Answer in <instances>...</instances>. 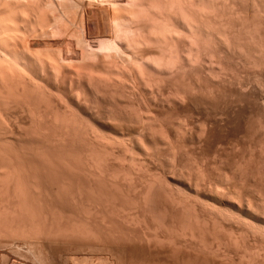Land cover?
Returning a JSON list of instances; mask_svg holds the SVG:
<instances>
[{"label":"bare ground","instance_id":"1","mask_svg":"<svg viewBox=\"0 0 264 264\" xmlns=\"http://www.w3.org/2000/svg\"><path fill=\"white\" fill-rule=\"evenodd\" d=\"M5 1L4 4L6 6V3L9 1ZM54 1L44 0V3L42 0L41 4L37 0V4L39 3V5L35 4L37 6H31L28 0V5L24 0H15L13 6H11L12 3H10L11 5H7V7H12V12L10 7L5 8L4 5L2 7L1 4L3 1L0 0L2 2L0 3V264H233L234 262H231L233 260H231V256L230 258L228 257L229 259L223 258L225 256L223 254L224 252H230L232 250L239 254V257H237L238 262H236L238 264H259V262H264V258L259 259V251V257L257 256L258 259L256 258L254 251L257 252L258 249H256L257 247H252L246 235V232L252 226V222L248 220V217H253L254 215L260 217L257 212L258 205L256 204L257 207H254L255 204L253 205L252 201L248 202V199L244 201H242L243 199L236 200L235 197L239 195L234 194L238 190L233 188L236 191L235 193H231L226 186L229 179L230 183L232 182V175H234L233 179H236L238 175L237 170L235 169V171L233 169L234 171L232 172L229 169L231 174H226L225 171H221L224 173H221L223 177L220 176L221 179L219 177L218 181L215 182V178L212 179L208 175L209 172H206L207 174L204 173L205 175L201 174L202 171L204 172V166L200 167L199 162L203 163L204 159H200L202 161H196V158L199 157L194 156L196 158L194 159L192 157L190 160L192 163L190 161L186 163L182 159L184 155L181 157V153L178 151V145L176 144L182 141L181 138H184L187 143L189 141L192 144V147L193 145L194 147L197 146L195 148L197 150L201 147H203L201 150L208 148L203 151L199 150L205 156H209L204 151H209L214 143H216L215 141L218 138L215 134L217 131L215 129L217 126L223 124L224 119L222 118L231 112V106H234L235 103L236 106L237 104L250 105L256 113L261 112L264 116V98L259 88L262 87L261 84L259 85V82H261L260 78H262L261 75H263L261 73L263 71L261 68L263 63L260 65V57L262 55L260 57L259 54L256 55L257 53L261 54L260 50L263 49V46L259 49L263 41H261V45L259 46L260 34L263 31L260 26L264 24L262 22V25L260 24L261 16L256 13H254L256 15H253V17L255 16L253 33H250V30V32H247L243 26L245 29L244 32L246 34L248 33L247 35L250 33L252 34L251 37L253 34L255 36V42L252 45L249 43L251 40L247 42L248 39L246 38L248 36L246 37V34L242 30L241 32L236 31V33L230 30L231 28H235L232 24V27H229L230 29L226 26H221L217 32H210L209 35H205V28L203 30L202 25H205L204 19L207 18L205 16L206 14L203 15L204 12L202 11L198 14L186 13L183 9L178 8L179 6L176 7L177 9H171L173 10L171 13L173 16H171L176 20L175 23L178 24L179 31L173 30V28H171L172 30L167 28L169 31L164 32L165 34H162V36L159 34L160 37L158 36V31L156 32L153 29L159 38L156 35L154 37L146 36L147 34L145 36L144 34L140 35L142 34L141 32L139 35L135 33V36H132L131 34L133 32L131 33L130 30L134 27L130 28V26H127L128 28L124 26L130 29L127 30L125 28L131 35L125 36L127 32L122 31L123 27L118 28H121V31L125 34H122L118 30L116 24L111 25L113 27L107 28V31L104 29V32H101L104 35L100 38L107 40L109 44H113L112 47L115 48L116 46L117 48L115 49L119 50L118 48H120L123 52L128 53L127 56L130 54L129 57L131 58L137 55V59L140 56L144 60L150 59L151 62V59L155 60V52L152 49L154 55L153 52L150 53L151 48L147 51L148 44L150 42H154L155 44L162 43L164 47V54L162 52L163 57H159L161 53L157 54L159 58L155 55L158 62L156 66L158 68V71L156 70L157 73L160 69V73L164 74V76L165 74L169 76V81L175 82L178 80V86L181 85L180 82L185 81L184 77L185 75L187 76L185 73H188L189 76L194 75V78L196 77L198 80L200 79L198 77H201L203 81V87H200L201 85H195L197 83L189 84L190 82L188 80L197 82V79L194 81L193 77L192 79L187 78L189 85L185 81L186 88H181L180 86L179 88L181 89L171 94V90L174 88L173 86L171 90L168 86H165L170 90L169 92L166 91L167 89L164 90L161 87L163 83L161 79L164 78L163 76L162 78L160 76V81L162 82L161 85L158 84L160 88L156 80H153L155 78L152 77L153 79H151L146 74L149 72H147L148 69H140L137 64L138 67H136V70L134 69V75L136 77L135 79H138L137 81L139 82L135 80L139 84L137 85L138 91L133 89L137 93H131V91L128 93V89H125L127 91L126 93L124 92V86L120 87L119 85L118 87V79L113 78V76L116 78V72H114V75L110 72H113L114 64L120 65L119 57L117 59L114 56L112 63V60L105 57L107 52L104 54V57L101 55L106 49L101 53L98 52L101 47L98 45L99 41L96 44L99 47L98 49L92 40L93 44L91 41V43L88 42L90 45L86 41L82 43L86 37V35L83 37L86 31L84 33L82 32L83 38L80 35L82 41L79 39L81 41L79 43L83 44L81 49H84V52L79 47L76 48L77 46L75 48L72 47L70 45L72 44L71 41L69 40L70 44L67 41L70 39L68 38L69 36H66L67 39H64L56 27L57 24L61 23L63 28L64 22L67 19V17L65 19L63 14L65 15L68 12L65 11L66 13L62 14V5L65 4L66 7L71 4H69V0H62L61 2L64 4L59 2L61 5L55 4ZM82 1L76 3L82 5ZM130 1L131 3L128 4L129 0L126 3V5L128 4L127 7L122 4L126 8L124 7L125 9H121L120 11L125 10V14L128 12L129 22L131 24L133 23V26H137L134 28L137 30L138 25L141 27L142 23H144V16L146 14L145 10L141 7L142 3L139 7V3L135 4L138 0L135 3V0ZM188 1L191 2V0ZM250 1L252 5L255 2V0L254 2L252 0ZM99 2L98 4H100ZM120 3H122V0ZM117 6L119 7L118 4ZM192 6L189 7L192 9ZM86 7L88 6L86 5ZM198 7L196 4L195 9ZM9 8L11 9V14H14L12 16L13 19L20 23H18L19 27L16 21H14L15 23H11L13 22L12 17L11 20L8 19ZM254 8L256 10L257 7ZM69 9L67 8V10ZM219 11L220 9L218 13ZM101 12L99 14L102 17ZM71 13L68 14L70 15ZM91 13L94 15L93 12L89 14L91 15ZM103 14L104 16L107 15L106 12ZM227 16L231 17L232 15ZM248 16H250V12ZM248 16L246 15L245 17ZM68 18L70 19V17ZM223 20H226L225 17ZM223 20L220 21L223 22ZM244 20L246 21L245 18ZM61 21H64V24ZM5 22L8 24L11 23L12 25H8L9 27L7 28ZM71 22L68 24H71ZM129 22L128 25L130 24ZM88 23L90 24L88 27L91 28V33L87 32L90 37L96 35L95 40L101 34L99 33L100 25L103 23L100 24L99 22L94 24L90 20ZM13 24L16 25V29H13L14 27L12 28ZM57 26L59 27V25ZM4 28H7V30L10 29L12 32L9 33L10 30L7 31L5 29V32H8V34H5ZM211 29L213 28L210 27L209 31ZM100 38L98 36V39ZM203 39L204 42L208 41L214 45H212L214 48L211 50L207 48L209 51L207 55L201 52L200 41L202 40L203 42ZM207 45L205 44L203 49ZM109 47L111 46L109 45ZM237 47L240 50L244 49L248 53L252 51L256 55L251 54L253 58L251 57L246 60L245 58L249 57V54L247 52L242 53L248 56L243 57L245 62L241 68L245 70V67H250V71L248 68L246 69L247 72L249 71V75L246 74L245 76H250L251 80L248 77L245 80L239 73L238 76L240 75L241 78L239 77L238 79V76H236L237 78L235 79L232 75L231 77L234 79L232 80L225 73L229 66L226 59L231 54V50H233L231 48L236 49ZM114 48H111V50ZM111 50L108 48V51L111 52H109V56L113 57L117 50H112L113 52L116 51L114 54H112ZM117 53L120 52L118 51ZM232 53L231 55H234V51ZM122 54L126 55L125 53ZM238 54L241 55V53ZM112 57L110 58L112 59ZM206 57L211 59L209 60L212 62L211 64H206V61H208ZM82 58L83 60L85 59L84 64L86 66L84 65V67L89 66L88 69L82 67ZM228 59L230 60V58ZM236 59L238 60V58ZM240 59L242 58L240 57ZM79 60H82V62ZM109 60L110 63H107V65H111L112 63V70H107L103 65V63L106 64V61L109 62ZM126 61L128 62V60ZM140 61L142 62V59ZM127 62H125V65L129 64ZM238 62L237 64L239 65L240 63ZM142 63H146V61ZM231 63L233 64L234 62ZM241 63L243 62L241 61ZM238 65L234 66V68H238ZM127 66L130 67V65ZM183 69L188 70V72ZM149 70L151 71V69ZM122 71H124L123 68ZM235 72L234 75H236ZM116 75L118 77V74ZM158 79L157 81L160 83ZM182 79L184 80L181 81ZM241 79H244V81H241ZM164 82L166 83V80ZM171 82L170 84L173 85ZM177 85L176 88L178 87ZM146 86L150 89L146 90ZM185 86L183 85V87ZM30 97L36 104H34ZM200 104H204L203 106H207L208 109L206 110L205 107V111H202L199 107L201 106ZM195 107L197 110L200 109L203 112V117L200 114L203 120L201 118L202 123L199 120L201 124L198 122L200 125H198L199 127L196 126L194 131L191 129L193 132H188L189 127H187L188 130L186 131L187 128H185V125L181 130L178 129V132L174 131V133H180L181 131L182 133L184 131L188 132L180 133L178 137H182L177 139V134H174L172 131L174 129L170 130L169 128L168 131L166 129L168 125L166 127H164L165 125L163 126L165 130L162 128L161 120L164 122V120H169L170 117L174 119L171 116L172 114L174 116L177 114L180 115L177 116L178 118L181 115L185 116V114L193 112L192 110ZM23 115H26L27 119L23 118ZM166 115L170 116L169 119L164 118ZM190 115H188V118L186 115L185 118L189 119L191 117ZM169 122L171 121L169 120ZM183 122L185 121L183 120ZM178 123L180 124L179 121ZM195 123L193 124L197 125ZM256 123L257 126L254 128L255 132H264L262 131L264 129V123L263 125L258 124V122ZM164 124H167L166 121ZM249 130L251 129L249 128ZM245 131L244 133L246 134ZM262 136L264 137L263 134ZM176 139L177 141H181L177 142ZM260 142L264 141L261 140ZM247 145L249 146V144ZM262 145H260V148ZM258 148L256 150H260L259 152L261 154H255L257 157L258 154L263 155L264 153V148ZM203 153H199V155ZM247 154L245 153L244 155ZM203 156L200 158H205ZM221 158L219 159L221 160ZM261 158L263 159L264 157ZM162 159H167L168 161L162 163ZM206 159L208 158L206 157ZM118 160L119 162L117 164ZM149 161L161 162L163 166L160 164L161 167L156 168L151 173L152 171L149 172L150 169L146 165V162ZM193 161L199 163V168H197L198 165L194 164L195 162L193 163ZM247 161L244 160L243 163L245 164ZM258 161L257 163H262L261 159ZM114 162L117 165H114ZM221 162H219L220 165ZM247 163L249 164V162ZM247 163L246 165H248ZM240 164H242V161ZM213 165L211 164L212 167H214ZM246 165L244 170H241L242 175L240 176L244 177L247 175V170L250 168L246 169L248 168ZM241 168L243 169V167ZM164 169L168 170V174L171 173V176L166 175L167 173L165 174ZM234 172L236 176L232 174ZM258 172L260 171L258 170ZM239 177L238 180H240ZM232 185L234 186V184ZM257 189L255 192H257ZM263 192L262 190L261 193ZM258 194H255L256 197H259L260 194ZM244 197L247 198L246 196ZM263 198H261L262 201H264ZM237 199L239 198L237 197ZM218 201L229 203L232 206L234 205L236 210L231 211L229 214L223 213L226 210L219 209V206L216 205ZM261 205L259 203V206ZM227 218H232L240 224V234L237 232V235V233L229 229V226L227 227L228 229L226 228L225 230V227L223 229L221 225L224 222L227 223ZM224 219L226 220L222 222ZM221 231L227 238L219 234ZM208 234L213 236L209 238ZM255 234H258V232L250 234V236L252 235L253 237L254 235L255 237ZM179 237L187 238L188 242L185 241L182 244L179 242ZM180 241L182 240L180 239ZM220 251L223 254L222 258L217 255ZM218 257L221 259L218 260Z\"/></svg>","mask_w":264,"mask_h":264},{"label":"rangeland","instance_id":"2","mask_svg":"<svg viewBox=\"0 0 264 264\" xmlns=\"http://www.w3.org/2000/svg\"><path fill=\"white\" fill-rule=\"evenodd\" d=\"M3 1V3L2 2H0V3H2L1 5H2V7H4L5 6V4H4V1L5 0H2ZM6 1H9V2H7L6 4L7 5H9L10 3H12V5L11 6H13L14 4V1L13 0H6ZM5 1V2H6ZM11 1V2H10ZM13 1V2H12ZM25 1V3L27 4L29 1V3H30V5L31 6H34L35 4H37V0H28V2H27V0H24ZM41 1V2H40ZM38 0V2L39 3H41L42 4V0ZM62 0H55L54 2H55V4H57V5H61V4H64L63 2H61ZM82 0H73V1H71V0H69V4H71V5H69V6H66L67 8H70L69 10H67V8L65 7V4L64 5H62V7H61V9H62V14L63 13H66V12H68V13H71V11H72V13L69 15L68 13H66V14H68V15H64L63 14V16L65 17V19H66V17H67V19H66V21L63 23L62 21V23L64 24L63 25V28H62V24L61 23H59V24H57V25H59V27L56 25V27L58 28L57 29V31L59 32V34H62V36L64 37V39H67V37L68 38H70V39H68L67 41H71V43L73 44H70V41H69V44L72 46V47H74L75 48V46H77L76 48H78L79 47V49H81L82 47H83V42L85 43V41H86V43L87 44H89V43H91L92 41L94 42V44L96 45L97 43H98V41H99V43H98V45H99V47H100V50L98 51L99 53H101L104 49H106V50H104L102 53L103 54H101V55H103V57H104V54L107 52V54L105 55V57L107 58H109L110 60H112V63H113V58H114V56H116V58L117 57H119V59H120V65H116V64H114V67H116V68H114L113 66H111V65H113L112 63H111V65H107V63H110V60H109V62L108 61H106V64H104L103 63V65H104V67L107 69V70H112V68L111 67H113V72L112 71H110L113 75H114V72H116L115 73V76H116V78L113 76V78L114 79H118L117 81H118V83L119 84H117L118 85V87H119V85H120V87H123L124 88V92H126L127 93V89H128V93H130V91H131V93H135L136 91H138L137 90V85H139L138 83V79H135L136 77H135V75H134V69L136 70V67H138L137 66V64L139 65V68L141 69H144V70H147V72L148 73H146V71H145V73L151 78V79H153V78H155V79H153V80H156V82H157V85L159 84V85H161V83H162V85H161V87L164 89V90H166L167 92H169L170 90H171V88H173L172 90H171V94H174L175 92H176V90H178V89H181V88H186L187 87V85L186 84H188L189 82V84H192V83H197V84H195V85H198V86H200V87H203V81H202V79H201V77H198V78H200L199 80L195 77L194 78V75H190L189 76V74L188 73H185V74H187V76L185 75V77H184V79H185V81L187 82H180V79H179V82L181 83V85H177L178 83V80H176L175 82H171V81H169L170 79H169V76H167L166 74H165V76H164V74H162V73H160V69H159V72L157 73V71H158V68L156 67L157 66V64H158V62H157V60H156V56H157V58H159L160 56H162L163 57V54H164V47L162 46L163 44L161 43H154V42H150L149 44L151 45H149L148 44V48H147V51H149V49L151 50V51H149L150 53H152L153 52V50H154V52H155V55H154V52H153V55H154V57H155V60L154 59H151V62H150V59L149 60H144L143 58H140V56H138V59L136 58L137 57V55H136V57H133V58H131V57H129L130 56V54L127 56V54L128 53H126V52H123L120 48H118L119 50H117V49H115V48H117L116 46H115V48L114 47H112L113 46V44H109L108 42H107V40H105L104 38V40H102V38H100V37H102L104 34L103 33H101L102 31L104 32V29H106L105 31H107L108 29L107 28H111V27H113V26H111V25H115L116 24V26H117V28L118 27H123L122 28V31L123 32H127L126 31V29L128 28L127 26H130V28L131 27H137V26H133V23L131 24L130 22H129V14H128V12H126V14H125V10L124 11H120L121 9H125L127 6H128V4L129 3H131V1L129 0V2H128V0H122V3H120L121 2V0H88V1H86L85 2V0H83L82 1V5H80V4H77L78 2H81ZM100 1V2H99ZM118 1V2H117ZM123 1H126V2H124L123 3ZM132 1H134V0H132ZM137 0H135L134 1V3L136 2ZM139 1V2H138ZM135 4H138L139 5V7L141 6L144 10H145V16H144V23H142V25H141V27L138 25V28H137V30L136 29H134V28H131V30L130 29H127V30H130V32L132 33L131 35L132 36H135V33H136V35H137V33H138V35L140 34V32L142 33V34H140V35H143L144 34V36L146 35V36H155L156 35V37L157 38H159L158 36H160L159 34H161V36H162V34L164 35L165 33L164 32H166L167 30L169 31V29L170 30H172L171 28H173V30H176V31H179V27H178V24L177 23H175V19L172 17L173 15L171 14L172 13V11L174 10V9H177L176 7L177 6H179L178 8H181V9H183L184 10V12H191L192 14H198V13H200L201 11L202 12H204L203 13V15H205L207 18H205L204 19V23H205V25H202V29L204 30V28H205V31H204V34L205 35H209L210 34V32H213V33H215V32H217V30H219L220 28L219 27H221V26H226L227 28H229V27H235V28H237V29H235V28H229L231 31L233 30V32L234 33H236V31L238 32V31H240L241 32V30H242V32H244L245 31V29H244V27L246 28V31L247 32H250V33H253L254 31V17H253V15H260L261 16V19H260V24H261V22H262V24L264 23V0L262 1V0H255V2H254V0H252L254 3H253V5H254V7H259L258 9L256 8V10H255V8L253 7V5H252V3H251V1L250 0H191V2L190 1H188V0H138ZM162 1V2H161ZM166 1V2H165ZM193 1V2H192ZM195 1V2H194ZM202 2L201 4H200V2ZM203 1H208V2H203ZM256 1H257V3H256ZM262 1V2H261ZM31 2H32V4H31ZM35 2V3H34ZM43 2H44V0H43ZM61 4H60V3ZM77 2V3H76ZM87 3L88 2V4H86L88 7H86V5H85V3ZM90 2V3H89ZM93 2H95L94 4H91V3H93ZM97 2V3H96ZM98 2L100 3V4H98ZM106 2V3H105ZM112 2V3H111ZM128 2V4L126 5V3ZM173 2V3H172ZM198 2V3H197ZM244 2V3H243ZM28 3V4H29ZM39 3L37 4V5H39ZM45 3V2H44ZM65 3H66V1H65ZM84 3V4H83ZM101 3H103L104 4V6H103V4H101ZM108 3V4H107ZM142 3V4H141ZM192 3H194V4H192ZM242 3H243V5H242ZM250 3V4H249ZM27 4V5H28ZM40 4V5H41ZM91 4V6H89ZM96 4V5H95ZM117 4L119 5V7L117 6ZM122 4H124V5H122ZM141 4V5H140ZM151 4V5H150ZM162 4V5H161ZM175 4H177V5H175ZM196 4H197V7L198 8H200V9H198V8H196L195 9V6H196ZM204 4V5H203ZM214 4V5H213ZM258 6H257V5ZM260 4V5H259ZM4 5V6H3ZM7 5L5 6V8H8V7H10V6H8L7 7ZM29 5V6H30ZM37 5H35V6H37ZM93 5V6H92ZM97 5H99V6H97ZM102 5V6H101ZM111 5V6H110ZM168 5V6H167ZM172 5H174V6H172ZM193 5V6H192ZM203 5V6H202ZM207 5H209V6H207ZM241 5V6H240ZM252 5V6H251ZM72 8H71V7ZM86 7V8H84V7ZM108 6H109V8H108ZM144 6V7H143ZM149 6V7H148ZM182 6H184V7H182ZM189 6H192V9L189 7ZM218 6V7H217ZM244 6V7H243ZM249 6V7H248ZM251 6V7H250ZM65 7V8H64ZM84 9H83V8ZM91 7V8H90ZM125 7V8H124ZM146 7V8H145ZM171 7V8H170ZM187 7V8H186ZM214 7V8H213ZM243 7V8H242ZM254 8V10H255V12H254V10H253V8ZM11 9H12V7H10ZM9 8V10L8 9H6V10H8L9 11V13H8V16L10 17H8V19H10L11 20V17L14 15L13 13L11 14V12H10V9ZM89 8V9H88ZM95 8V9H94ZM106 10H104V9ZM174 8V9H173ZM208 8V9H207ZM216 8V9H215ZM232 8H233V10H232ZM72 9V10H71ZM112 11H111V10ZM114 9V10H113ZM117 9V10H116ZM119 9V10H118ZM148 9V10H147ZM171 9H173V10H171ZM188 9V10H187ZM191 9V10H190ZM212 9V10H211ZM220 9V11H219V13H218V10ZM224 9V10H223ZM248 9V10H247ZM251 9V10H250ZM96 10H97V12L99 11V12H101L102 10V12H101V15H102V17L100 16V14H99V12L97 13L96 12ZM152 10H154V11H152ZM171 10V11H170ZM186 10V11H185ZM196 10V11H195ZM199 12H198V11ZM209 10V11H208ZM240 10V11H239ZM250 10V11H249ZM253 10V11H252ZM7 11V12H8ZM12 12H13V9L11 10ZM66 11V12H65ZM118 11V12H117ZM127 11V10H126ZM167 11V12H166ZM169 11V12H168ZM213 11V12H212ZM243 11H245V12H243ZM247 11H249L250 12V16H248L249 15V12H247ZM261 13H260V12ZM88 12V13H87ZM90 12H93V14L94 15H92V13H91V15L89 14ZM97 13V14H95V13ZM106 12V14L107 15H105L104 16V14L103 13H105ZM118 14H117V13ZM151 12V13H150ZM158 12V13H157ZM197 12V13H196ZM215 12V13H214ZM224 12V13H223ZM230 12V13H229ZM236 14H235V13ZM83 13V14H82ZM110 13L112 14L111 16H110ZM113 13H115V14H113ZM148 13V14H147ZM170 13V14H169ZM213 13V14H212ZM222 13V14H221ZM233 13V14H232ZM241 15H240V14ZM253 13V14H252ZM254 13H256V14H254ZM89 14V15H88ZM109 14V15H108ZM124 14V15H123ZM153 14V15H152ZM157 14H158V16H157ZM161 14H163V15H161ZM167 14V15H166ZM211 14V15H210ZM220 14V16H218ZM225 14V15H224ZM232 16H234V17H236V18H234V17H232ZM243 14V15H242ZM85 15V16H84ZM123 15V16H122ZM126 15H128V16H126ZM148 15V16H147ZM165 15V16H164ZM172 15V16H171ZM210 15V16H209ZM217 15V16H216ZM227 15H229V16H231V17H228ZM248 16V17H245V16ZM262 15H263V17H262ZM87 16H88V18H87ZM89 16H90V18H89ZM96 16H97V18H96ZM147 16V17H146ZM150 16H152V17H150ZM160 16V17H159ZM214 16H215V18H214ZM242 16V17H241ZM259 16V17H260ZM68 17H70V19L68 18ZM93 17H95V18H93ZM116 17V18H115ZM210 18V20H209V18ZM220 17V18H219ZM221 17H223V18H221ZM224 17H225V19L226 20H223L224 19ZM228 19H227V18ZM246 19V21L244 20V18ZM249 17H250V20H249ZM253 17V18H252ZM72 18H73V21H72ZM102 18V19H101ZM110 18V19H109ZM113 18H115V19H113ZM119 18V19H118ZM122 18V19H121ZM125 18V19H124ZM154 18V19H153ZM165 18V19H164ZM167 18V19H166ZM204 18V17H203ZM229 18H231V19H229ZM234 18V19H233ZM12 19H13V17H12ZM62 19H64L63 17H62ZM70 21H69V20ZM82 19H83V21H82ZM88 19V20H87ZM93 19V20H92ZM124 19V20H123ZM152 19V20H151ZM170 19V20H169ZM223 20V22H221L220 20ZM249 21H248V20ZM80 20V21H79ZM89 20L90 21H92L94 24L95 23H99L100 22V24L101 23H103V24H101L100 26H101V28H100V31H99V33H101L100 35H98L99 36V38L100 39H98V36H97V38L94 40V38L96 37V35H92V37H90V35H89V33L88 32H90V30H91V28L90 27H88V26H90V24L88 23L89 22ZM105 20V21H104ZM107 20H109V21H107ZM121 20V21H120ZM206 20V21H205ZM209 22H208V21ZM229 20H231V21H228ZM238 20V21H237ZM253 20V21H252ZM262 20V21H261ZM9 21V20H8ZM14 21H16V20H14L13 19V22H11V23H15ZM71 22V24H68L69 22ZM85 21V22H84ZM111 21H112V24H111ZM118 21H120V22H118ZM146 21V22H145ZM212 23H211V22ZM240 21V22H239ZM243 21V22H242ZM74 22V23H73ZM83 22H84V24H83ZM115 22V23H114ZM128 22L131 24H129L128 25ZM173 22V23H172ZM207 22V23H206ZM215 22V23H214ZM219 22H221L220 24H219ZM228 22V23H227ZM247 22V23H246ZM251 23L250 25H249V23ZM6 24V26H7V28L9 27V26H11L12 24L11 23H7V22H5ZM16 23H17V25H18V23L19 22H17L16 21ZM67 23V24H66ZM73 23V24H72ZM85 23H87V25H85ZM107 23H109V24H107ZM123 23V24H122ZM127 25H126V24ZM167 23V24H166ZM172 23V24H171ZM222 23H223V25H222ZM238 23L242 26H238ZM20 24V23H19ZM61 24V25H60ZM81 24V25H80ZM106 24V25H105ZM171 24V25H170ZM176 24V25H175ZM212 26H211V25ZM215 24H216V26H215ZM227 24V25H226ZM231 24H232V26H231ZM261 24V25H262ZM9 25V26H8ZM15 24H13V26H12V28L13 29H16V25L14 26ZM120 25V26H119ZM134 25H136V24H134ZM143 25H144V27H143ZM146 25V26H145ZM175 25V26H174ZM207 25V26H206ZM208 25H209V27H208ZM253 25V26H252ZM64 26H65V29H64ZM76 26V27H75ZM124 26H126V27H124ZM163 26V27H162ZM206 26V27H205ZM216 27V29H215V27ZM238 26V27H237ZM244 26V27H243ZM18 27H19V25H18ZM88 27V28H87ZM105 27V28H104ZM176 27V28H175ZM210 27H212L213 29H211L210 31H209V29H210ZM239 27L241 28L240 30H239ZM250 27V28H249ZM261 28H262V30L264 31V24L262 25V26H260ZM7 28H4V33L6 34H8V32H5V29L7 30ZM11 27H10V29H12ZM67 28V29H66ZM81 28H84V29H81ZM86 28V29H85ZM90 28V29H89ZM121 28L119 29L118 28V30L119 31H121ZM126 28V29H125ZM141 28V29H140ZM144 28V29H143ZM146 28V29H145ZM156 28H158V29H156ZM162 28V29H161ZM164 28V29H163ZM167 28H169V29H167ZM253 28V29H252ZM261 28H260V30H261ZM10 29H8V30H10ZM61 29V30H60ZM69 29V30H68ZM87 29H89V30H87ZM102 29V30H101ZM125 29V30H124ZM138 29H140V30H138ZM153 29H154V31H158L157 33H158V36H157V33H155L154 31H153ZM159 29L161 30L160 32H163V33H160L159 32ZM235 29V30H234ZM252 29V30H251ZM7 30V31H8ZM63 30V31H62ZM66 30V31H65ZM150 30V31H149ZM212 30H214V31H212ZM250 30V31H249ZM261 30V31H262ZM2 32H3V30H1ZM71 31V32H70ZM81 31V32H80ZM86 31V32H85ZM88 31V32H87ZM121 31V32H122ZM148 31V33L149 34H151V35H149L148 33H146ZM207 31H208V33H207ZM261 32V34L264 36V32ZM12 31L10 30L9 31V33H11ZM14 32V31H13ZM61 32H63V33H61ZM82 32L84 33H86V34H84V36H83V34H82ZM122 32V34H125V33H123ZM129 32V31H128ZM126 33L127 35H125V36H128V35H130V33ZM145 32V33H144ZM70 33V34H69ZM87 33H88V35H87ZM91 33V32H90ZM153 33H154V35H153ZM245 33V32H244ZM249 33V35H247L246 33V39H248L247 40V42H249L250 40V44L252 45V44H254V42H255V36H254V34H253V36L251 37V35L252 34H250ZM69 34V35H68ZM98 34V33H97ZM134 34V35H133ZM260 34V41H259V49H261V47L263 48L262 50H260V52H261V54L260 53H257L256 55H258L259 54V57H260V55H262V57H260V65H262L261 63H263V65H262V69H263V71H261V73H263V75H261L262 76V78H260V80H261V82H259V85L261 84V86L262 87H259L260 88V92H261V94H262V97L264 98V86H263V83H264V58H263V56H264V39H262V38H264L262 35ZM80 35H81V37L83 36V37H85V35H86V37H85V39L87 38V36H89L88 38H87V40H85L84 39V41H82V38H80ZM130 35V36H131ZM67 36V37H66ZM75 36V37H74ZM78 36V37H77ZM160 36V37H161ZM66 37V38H65ZM152 37V38H153ZM91 38H93V39H91ZM252 38H254L253 40H252ZM82 41V43H79V42H81L80 40ZM79 40V41H78ZM92 40V41H91ZM206 40V39H205ZM263 40V41H262ZM91 41V42H90ZM96 41V42H95ZM103 41H105V42H103ZM261 41H262V43H261ZM89 42V43H88ZM93 42H92V44H93ZM108 44H107V43ZM202 42V40L200 41V47H201V52H202V54H208V49L207 48H209V50H211L212 48H214L213 46V44L211 43V42H208V41H205L204 42V39H203V42ZM207 42V43H206ZM102 43L105 45H103L102 46ZM106 43V44H105ZM153 43V44H152ZM204 43V44H203ZM209 43H211V44H209ZM261 43V44H260ZM159 44H160V46H162V47H160L159 46ZM207 45V44H209V45H207V47L205 48V49H203L205 46L204 45ZM79 45V46H78ZM81 45V46H80ZM85 45V44H84ZM90 45V44H89ZM98 45H96V47H97V49L99 48L98 47ZM109 45L111 46V47H109ZM153 45V46H152ZM157 45V46H156ZM210 45H211V48H210ZM213 45V46H212ZM108 46V48H110V50H111V48H114V49H112L113 51L114 50H117V52L119 51L120 53H117L116 51V54H114L115 52H113L112 50V54H114L113 55V57L112 56H109V52L110 51H108V48H106ZM203 46V47H202ZM154 47V48H153ZM103 48V49H102ZM163 50H161V49ZM238 48V49H237ZM236 49H237V52L238 53H241V55L240 54H238L237 52H236V49L235 48H231V49H233V50H231V54H233L232 52L234 51V55H231V54H229L228 55V58H230V60L228 59H226V61H228L227 62V64L229 65H227L228 66V69H227V71H225V73L226 74H228V77H230L231 79H232V77H235V79L237 78L236 76H238V73L243 77V78H245V80L247 79L246 77H248L249 78V80H251L250 79V76H245L246 74L247 75H249V71H250V67H245V70H243L241 67H243L244 65V62H245V59L247 60V59H250L251 57L253 58V56L251 55V54H253V52L252 51H249V53L247 52V51H244V49H242V50H240V48L239 47H237ZM153 49V50H152ZM158 49V50H157ZM204 50V51H203ZM238 50H240V51H242V52H240V51H238ZM81 51L82 52H84V49H81ZM207 51V52H206ZM263 51V52H262ZM162 52H163V54H162ZM246 53L247 52V54H249V57H247L245 54H242V53ZM257 52H259V51H257ZM111 53V52H110ZM122 53H125L126 55H124V54H122ZM159 53H161V55L159 54ZM82 54H84V53H82ZM111 54V55H112ZM120 54V55H119ZM157 54H159V57H158V55ZM183 54H185V53H183ZM100 55V56H101ZM236 55H238V56H240L242 59H240V57H238V56H236ZM253 55H255V54H253ZM255 55V56H256ZM120 56H121V58H120ZM132 56V55H131ZM232 56V57H231ZM236 56V57H235ZM245 56L247 57V58H245ZM110 57H112V59L110 58ZM123 57V58H122ZM125 57V58H124ZM245 59H244V58ZM129 58V59H128ZM207 58V60L208 61H206V64L207 65H209V64H211L212 62L211 61H209V60H211V59H209L208 57H206ZM233 58H238V60L236 59V61L238 62V63H240L239 65L237 64V62L235 61V59H233ZM263 60H262V59ZM118 59V58H117ZM132 59V60H131ZM142 59V62H145L146 61V63H142L140 60ZM82 60H83V58H82ZM82 60H79V61H81L82 62ZM126 60H128V62L126 61ZM130 60V61H129ZM136 60V61H135ZM232 60V61H231ZM243 62V63H241V61ZM85 59L83 60V62L81 63V65H82V67H84V65L86 66V64H84L85 62ZM124 63H122V62ZM135 61V62H134ZM137 61H140V62H137ZM148 61V62H147ZM234 62L233 64L231 63V62ZM263 61V62H262ZM125 62H127V63H129V64H126L125 65ZM130 62H131V64H130ZM210 62V63H209ZM236 62V63H235ZM133 63H136V64H134L133 65ZM140 63V64H139ZM232 65H231V64ZM146 64V65H145ZM148 64V65H147ZM154 66L155 64V66L154 67H156V68H154L152 65ZM81 65H80V63H79V66L81 67ZM123 65V66H122ZM127 65H130V67L129 66H127ZM142 65H144L143 67H142ZM236 65H238V68L237 67H235L234 68V66H236ZM242 65V66H241ZM87 66H88V64H87ZM118 66H120V67H118ZM126 66H127V68H126ZM141 66V67H140ZM69 67H71V65H69ZM89 67V66H88ZM88 67H84V68H87L88 69ZM132 67V68H131ZM233 67V68H232ZM239 67H240V69H239ZM84 68H82V69H84ZM120 68V69H119ZM122 68H123V70L124 71H122ZM128 68H130V69H128ZM154 68V69H153ZM248 68V72L246 71V69ZM261 68H260V70H261ZM125 69H126V71L128 72H126L125 71ZM149 69H151V71L149 70ZM187 69V68H186ZM186 69H183V70H186ZM232 69H234V70H232ZM239 69V70H238ZM241 69H242V71H244V72H242L241 71ZM116 70V71H115ZM155 70V71H154ZM157 70V71H156ZM187 72H188V70H186ZM185 71V72H186ZM231 71H232V73H231ZM236 71V72H235ZM240 71V72H239ZM245 71H246V73H245ZM234 72L236 73V75H234ZM241 72H242V74H241ZM133 73V74H132ZM157 73V74H156ZM116 74H118V77H120V78H118L117 77V75ZM124 74H126V75H124ZM128 74V75H127ZM132 74V75H131ZM160 74V75H159ZM162 74V75H161ZM151 75H153V76H151ZM230 75V76H229ZM233 75V76H232ZM238 76V79H239V77L241 78V76ZM123 76V77H122ZM127 76V77H126ZM129 76V77H128ZM132 76V77H131ZM159 76V77H158ZM160 76H161V78H162V76L164 77V78H162L161 79V81H160ZM232 76V77H231ZM153 77V78H152ZM159 79H158V78ZM165 77H168V78H165ZM192 77H193V80L194 81H196V79H197V82H191L190 80H188L187 81V78H191L192 79ZM74 78V77H73ZM134 78V79H133ZM122 79V80H121ZM126 79V80H125ZM157 79L160 81V83L157 81ZM169 79V80H168ZM184 79H182L181 81H183ZM125 82H124V81ZM133 80V81H132ZM135 80L138 82H135ZM166 80V83L164 82ZM169 82H168V81ZM232 80H234V79H232ZM172 81H174V80H172ZM199 81V82H198ZM201 81V82H200ZM241 81H244V79L242 80L241 79ZM120 82H121V84H120ZM170 82L173 84V85H171L170 84ZM124 83V84H123ZM167 83H168V85H167ZM176 83V84H175ZM182 83H184V84H182ZM186 83V84H185ZM136 84V85H135ZM170 84V85H169ZM188 84V85H189ZM127 85V86H126ZM130 85V86H129ZM135 85V86H134ZM158 85V86H159ZM176 85L178 86L177 88H176ZM183 85L185 86V87H183ZM164 86V87H163ZM165 86H168L169 87V89L167 88V87H165ZM173 86V87H172ZM181 86V88H179ZM150 87V86H149ZM160 87V86H159ZM160 87V88H161ZM131 88V89H130ZM142 88V87H141ZM140 88V89H141ZM126 89V90H125ZM133 89L134 90H136V91H133ZM146 90L147 89H150V88H148L147 86H146V88H145ZM123 90V89H122ZM173 91V92H172ZM125 93V94H126ZM137 93V92H136ZM30 99H31V97H30ZM32 101H33V99H31ZM34 102V101H33ZM34 104H36L35 102H34ZM234 104V103H233ZM201 105V104H200ZM204 105V104H203ZM203 105H201L202 106V108H201V106H199L200 107V109L202 110V111H205V109L207 110L208 109V107L207 106H203ZM232 105V104H231ZM238 105H240V104H237V106H236V103L234 104V106H231L232 108L230 109V113H228L226 116H224L222 119H224V122H223V124H221L220 126H217L216 127V129L215 130H217L216 132H215V134H216V136H217V138L218 139H216V143H214V145H213V147H211V149L209 150V151H204L205 153H206V155H209V156H205V154L203 153V152H200V150H201V148H203V147H201V148H198V150L197 149H195L196 147H194V145H193V147L191 146L192 144H190L189 143V141H188V143H187V141H185L184 140V138H181V137H178V135L180 134V133H182V131L180 132V133H176V132H178L179 130H181V128L184 126L185 127V125H186V127L185 128H187V127H189V131L188 132H193L194 131V129H196V126L197 127H199L198 125H200L201 123H202V120H203V112H201L200 111V109L199 110H197V108H198V106H196L192 111L193 112H191V113H188V114H185V116L184 115H181V117H177V116H180V115H175L176 116V118H175V116H174V114H172L171 116H172V118H174V119H171V117L169 116V115H166L164 118L165 119H169V117H170V121L171 122H169V120H164V122L161 120V125H162V128L164 129V127H166V125H168V128L166 127V129H168V131H169V128H170V130L171 129H174V130H172L173 131V133H174V131H176L175 133L177 134V136H176V138L178 139V138H181L182 139V141H184V143H182V141L181 140H178L177 141V139H176V141L177 142H179V141H181V142H179V143H176L178 146V151L181 153V157H182V159L187 163V161H190L191 160V158L192 157H194V156H196V157H199V158H196V157H194V159L196 158V161H202V160H200V159H204L203 161V163L202 162H199L200 163V167L202 166H204L203 168H204V172L202 171V173H201V171H200V173L203 175L204 173L205 174H207L206 172H209V176L213 179V178H215L214 179V181L216 182V181H218V179H219V177L222 175V174H224V173H222L223 171H225L226 172V174H229L230 173V171H234L235 169L237 170V176H236V173L234 172V173H232V174H235V176H236V179H233V176L234 175H230L231 177H232V179H231V183H230V179H229V182H228V184L226 183V186H227V189H229V191H231V193L233 192V193H235V191L236 190H238V191H242V192H238V191H236L237 193H235L234 195H239V196H237L239 199H237V197H235L236 198V200H242V201H244V200H246V199H248L247 201L249 202H251L252 201V204L254 205V207H257V205H258V207H257V209L259 210L260 208L262 209H260V211L261 212H263L262 214H261V212L260 211H258L257 210V212H258V215H260V217H256V215H254L253 217H248V220H250V222H252V226H250V230H248L247 232H246V235H247V240L249 241V243L252 245V247L254 248H256V249H258L257 250V252L256 251H254V250H256V249H254L253 251L255 252V256H256V258L258 259V257H259V259L260 258H264V211H263V209H264V201H262V199L261 198H263L264 197V192L263 193H261L262 192V190L264 191V183H263V181H264V168H263V166H264V158L262 159L261 157H264V153H263V155H260L261 153L258 151V150H256L258 147V149H263L264 147V142H260L261 140H263L264 141V137L262 136V134L264 135V132H261V131H256L255 132V130H254V128L257 126V123L256 122H258V124H260V125H263V123H264V116L262 115V113L261 112H259L260 113V115H258L259 113H256L254 110H253V108L250 106V105H248V106H245V104L243 105H240V106H238ZM205 108V109H204ZM197 110V111H196ZM196 111V112H195ZM200 111V112H199ZM246 111V112H245ZM199 112V113H198ZM199 115H198V114ZM248 113V114H247ZM189 114H191L190 116V118L189 119H187L189 116ZM200 114L202 115V117L200 116ZM254 114V115H253ZM264 114V113H263ZM186 115H187V118H185L186 117ZM205 115V114H204ZM25 116V117H24ZM194 116H195V118H194ZM253 118H252V117ZM262 116V117H261ZM23 118H25V119H27L26 118V115H23L22 116ZM205 117V116H204ZM225 117H227V118H225ZM201 118H202V120H201ZM263 118V119H262ZM241 119V120H240ZM184 120L185 122H183L182 123V121ZM199 120H200V122H199ZM262 122H261V121ZM165 121H166V123L167 124H164L165 123ZM178 121L180 122V124L178 123ZM192 121V122H191ZM243 121V122H242ZM255 121V122H254ZM169 122V123H168ZM196 122V123H195ZM200 124H199V123ZM241 122V123H240ZM245 122V123H244ZM246 122H247V124H246ZM254 122V123H253ZM171 123V125H169ZM173 123V124H172ZM176 123H178V124H176ZM185 123V124H184ZM193 123H195V124H197V125H194ZM176 124V125H175ZM246 124V125H245ZM252 124V125H251ZM165 125V126H164ZM190 125V126H189ZM247 125H248V128H247ZM254 125V126H253ZM164 126V127H163ZM170 126V127H169ZM181 126V127H180ZM194 126V127H193ZM252 126V127H251ZM174 127V128H173ZM193 127V128H192ZM245 127V128H244ZM224 128V129H223ZM249 128L251 129V130H249ZM177 129V130H176ZM179 129V130H178ZM191 129L193 130V131H191ZM165 130V129H164ZM188 130V128L186 129V131ZM214 130V131H215ZM246 130V131H245ZM262 130V129H261ZM171 131V132H172ZM237 131V132H236ZM244 131L246 132V134L244 133ZM250 131H253V132H251L250 133ZM262 131H264V129L262 130ZM188 132H183V133H188ZM174 133V134H175ZM182 133V134H183ZM255 135V136H254ZM259 135V136H258ZM184 136H186V135H184ZM183 136V137H184ZM237 136V137H236ZM239 136V137H238ZM263 138H262V137ZM248 138H249V140H248ZM256 139V140H255ZM259 139V140H258ZM237 140V141H236ZM243 140V141H242ZM257 140H258V142H259V145H258V142H257ZM229 141V142H228ZM252 141V142H251ZM256 142V144L258 145H256L255 146V142ZM187 144H186V143ZM233 142V143H232ZM242 142V143H241ZM183 145H182V144ZM252 143V144H251ZM260 143H262V144H260ZM247 144H249V146L247 145ZM190 145V146H189ZM217 145V146H216ZM252 145V146H251ZM260 145H262V147L260 148ZM183 146V147H182ZM248 146V147H247ZM183 149H182V148ZM222 147V148H221ZM226 147V148H225ZM236 147H238V148H236ZM255 147V148H254ZM229 148V149H228ZM194 149V150H193ZM200 149V150H199ZM205 149V148H204ZM204 149H202L201 151H203ZM208 149V148H207ZM207 149H205V150H207ZM216 149V150H215ZM221 149V150H220ZM246 149H248L247 151H246ZM254 149V150H253ZM183 150V151H182ZM220 150V151H219ZM224 150V151H223ZM235 150V151H234ZM237 150V151H236ZM244 150V151H243ZM193 151V152H192ZM196 151H198V152H196ZM254 153H253V152ZM255 151H257V152H255ZM263 151H264V149H263ZM222 152V153H221ZM225 152V153H224ZM227 152V153H226ZM231 152V153H230ZM235 152V153H234ZM247 154V153H249V154H247V155H244L245 153ZM190 153V154H189ZM192 153V154H191ZM199 153L201 154V153H203L202 155H199ZM252 153V154H251ZM257 153H260V154H258V157H260V158H258L257 157V155H255V154H257ZM214 154V155H213ZM223 154V155H222ZM254 154V155H253ZM198 155V156H197ZM204 155V156H203ZM251 155V156H250ZM253 155V156H252ZM260 155V156H259ZM186 156V157H185ZM188 156V157H187ZM201 156H203V157H205V158H200ZM232 156V157H231ZM250 156V157H249ZM256 156V157H255ZM206 157L208 158V159H206ZM221 157H223V158H221ZM241 157V158H240ZM242 157H244L243 158V160H242ZM245 157H247V158H245ZM252 157V158H251ZM219 158H221V160L219 159ZM226 158V159H225ZM250 158V159H249ZM254 158V159H253ZM185 159H188V160H185ZM198 159V160H197ZM206 159V160H205ZM212 159V160H211ZM218 159V160H217ZM225 159V160H224ZM252 159H253V161H252ZM260 161V159H261V164H260V162L258 161V160ZM193 160V159H192ZM222 161L221 162V165H220V161ZM238 161L236 164H235V162L236 161ZM244 160L245 161H247V162H249V164L247 163V162H245V164L243 163L244 162ZM116 161V160H115ZM168 160L166 159H162V163H165V162H167ZM196 161H193V163L194 164H197L198 165V167L197 168H199V163L198 162H196ZM206 161V162H205ZM207 161H208V163H207ZM213 161V162H212ZM227 161V162H226ZM230 161V162H229ZM241 161H242V164H240L241 163ZM250 161H251V163H250ZM256 161V162H255ZM257 161L259 162V163H257ZM118 162H119V160L117 161V164H118ZM152 163V164H150V163ZM149 162H146L147 164V166L149 167L148 169H150L149 170V172L150 171H152L151 173H153L154 172V170L156 169V168H159V167H161L160 166V164L162 165V163L161 162H152V161H149ZM209 162H211V163H209ZM214 162H215V164H214ZM116 162H114V165H117V164H115ZM149 163V164H148ZM157 163V164H156ZM190 163H192V161H190ZM190 163H188L189 165H192V164H190ZM202 163V164H201ZM205 163H207L206 165H205ZM219 163V164H218ZM227 163V164H226ZM246 163L248 164V165H246ZM256 163V164H255ZM126 164V163H125ZM204 164V165H203ZM211 164L214 166V167H212L211 166ZM233 164H234V166H235V168H234V166H233ZM243 164H244V166H243ZM259 164V166H257ZM189 165H187V166H189ZM211 167H210V166ZM224 165V166H223ZM237 165H238V167H237ZM240 165H242V166H240ZM245 165H246V167H248V168H246V169H249V170H247V177L246 176H240V175H242L241 174V170L243 171L244 170V167H245ZM250 165V166H249ZM256 165V166H255ZM158 166V167H157ZM163 166V165H162ZM209 166V167H208ZM221 166V167H220ZM233 166V167H232ZM255 167V168H253V167ZM220 169H219V168ZM227 167V168H226ZM238 169H237V168ZM241 167H243V169L241 168ZM152 168H153V170H152ZM164 168V167H163ZM203 168H202V170H203ZM207 168V169H206ZM217 170H216V169ZM212 169H214V170H212ZM224 169H226V170H228V171H226V170H224ZM229 169H230V171H229ZM234 169V170H233ZM240 169V171H238ZM253 169H257V170H253ZM200 170H201V168H200ZM209 170H211V171H209ZM235 170V171H236ZM251 170H252V174H251ZM258 170L261 172H258ZM218 171H220V172H218ZM222 171V172H221ZM164 172H165V174L166 175H169V176H171V173L170 174H168L169 173V171L168 170H165L164 169ZM215 172V173H214ZM217 172V173H216ZM228 172V173H227ZM254 172H255V174H254ZM222 173V174H221ZM240 173V174H239ZM251 175H253V176H251ZM258 173V174H257ZM204 174V175H205ZM218 175V176H215V175ZM231 174V173H230ZM262 174V176H260L259 177V175H261ZM250 175V176H249ZM255 175H257L256 177L258 178V180H257V178L256 177H254ZM241 178H240V177ZM248 176H249V179H248ZM218 177V178H217ZM221 177H223V176H221ZM221 177H220V179H221ZM229 177V176H228ZM230 177V178H231ZM238 177H239V179L240 180H238ZM263 177V178H262ZM235 178V177H234ZM261 178H262V180H261ZM217 179V180H216ZM252 179V180H251ZM255 179V180H254ZM244 180H245V182H244ZM253 180H254V182H253ZM235 181V182H234ZM241 181V182H240ZM244 183H243V182ZM247 181V182H246ZM259 183H258V182ZM260 181H261V183H260ZM237 182V183H236ZM257 182V183H256ZM239 183V184H238ZM263 183V184H262ZM231 184V185H230ZM232 184H234V186L232 185ZM236 184V185H235ZM238 184V185H237ZM242 185V187H240L241 185ZM248 184H250L249 186H248ZM256 186H255V185ZM259 184V185H258ZM243 185H245V186H243ZM261 185V186H260ZM231 186H232V189H231ZM237 186H238V188H237ZM247 186V187H246ZM260 186V187H259ZM263 186V187H262ZM245 187H246V189H245ZM251 187V188H250ZM256 187V188H255ZM233 188H235V189H233ZM243 188V189H242ZM255 190H254V189ZM257 188H259V189H257ZM263 188V189H262ZM240 189V190H239ZM251 189H252V191H251ZM256 189H257V192H255L256 191ZM261 189V190H260ZM246 190V191H245ZM253 190H254V192H253ZM260 190V191H259ZM251 191V192H250ZM240 193V194H239ZM253 193H255L256 195L258 194L259 195V197L257 198L256 197V195L255 194H253ZM245 194V195H244ZM249 196H248V195ZM262 194V195H261ZM244 196H246L247 198H245ZM250 196H252L251 198H250ZM254 196V197H253ZM241 197V198H240ZM253 198V199H252ZM257 200V201H256ZM263 200H264V198H263ZM261 201V202H260ZM218 203V204H217ZM216 203V205L217 206H219V209H221V210H223V211H225V212H223V211H220V212H223V213H231V211L233 212L234 210H236V207H234V205L232 206L231 204H229V203H226V202H217ZM259 203H260V205H261V203H262V205L261 206H259ZM220 204V205H219ZM257 204V205H256ZM234 207V208H233ZM224 208V209H223ZM263 218V219H262ZM228 220H227V223H225L224 222V224H222L221 226L223 227V229H224V227H225V230H226V228L229 226V229H231L233 232H235V233H239L240 234V224H238V222L236 221V220H234V219H232V218H227ZM232 220L231 222H230V220ZM226 219H224V220H222V222L223 221H225ZM235 221V222H234ZM263 221V222H262ZM221 222V223H222ZM233 222H234V224H233ZM256 222V223H255ZM231 223V224H230ZM225 224H226V226H225ZM263 224V225H262ZM233 225V226H232ZM254 226V227H253ZM259 227V228H258ZM253 228V229H252ZM260 228H262V229H260ZM228 229V228H227ZM234 229V230H233ZM255 229H257V230H255ZM216 230H218V229H216ZM254 230V231H253ZM262 230V231H261ZM250 231V232H249ZM256 231V232H255ZM254 234V233H257L258 232V234H255V237H254V235H253V237H252V235L250 236V234ZM238 233H237V235H238ZM212 234V233H211ZM219 234H222V236L224 237V238H227V236H224L225 234L221 231ZM210 234H208V237L210 238V237H212L211 235L209 236ZM242 235V234H241ZM258 235V236H257ZM207 237V238H208ZM261 237V238H260ZM208 238V239H209ZM256 238V239H255ZM259 238V239H258ZM180 239L182 240V241H180ZM184 239V240H183ZM261 239H262V241H261ZM255 240V241H254ZM188 242L187 241V238H180L179 237V242H181L182 244L184 243V242ZM253 243V244H252ZM256 243V244H255ZM253 245H255V246H253ZM261 245V246H260ZM263 246V247H262ZM259 247V248H258ZM261 248V249H260ZM263 249V250H262ZM261 250V251H260ZM233 252H234V250H232ZM232 251H230V252H224L223 254H225V256L223 257V254H222V251H220L217 255H219V257H223V258H227V259H229L230 258V256H231V262L233 263V264H238V263H236V262H238L237 261V257H239V254H238V252H232ZM258 251H259V253H258ZM261 252H263V253H261ZM227 253V254H226ZM236 253V254H235ZM222 254V256H220ZM258 254H259V256H258ZM258 256V257H257ZM218 257V260L219 259H221V258H219ZM229 257V258H228ZM236 257V258H235ZM235 258V259H234ZM261 260V259H260ZM264 264V262H259V264ZM244 264V263H243Z\"/></svg>","mask_w":264,"mask_h":264}]
</instances>
